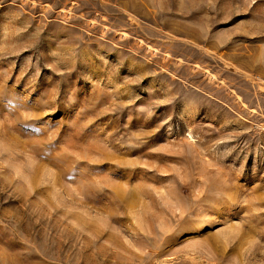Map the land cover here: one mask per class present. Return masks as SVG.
Returning <instances> with one entry per match:
<instances>
[{
  "label": "rangeland",
  "instance_id": "obj_1",
  "mask_svg": "<svg viewBox=\"0 0 264 264\" xmlns=\"http://www.w3.org/2000/svg\"><path fill=\"white\" fill-rule=\"evenodd\" d=\"M0 264H264V0H0Z\"/></svg>",
  "mask_w": 264,
  "mask_h": 264
}]
</instances>
